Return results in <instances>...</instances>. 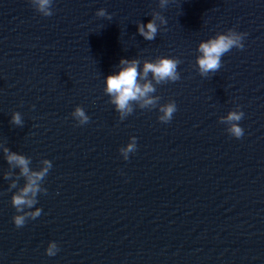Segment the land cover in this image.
Listing matches in <instances>:
<instances>
[{"label":"water","instance_id":"1","mask_svg":"<svg viewBox=\"0 0 264 264\" xmlns=\"http://www.w3.org/2000/svg\"><path fill=\"white\" fill-rule=\"evenodd\" d=\"M52 9L45 17L30 0H0V144L33 170L53 164L47 194L26 209L41 215L18 228V189L4 173L19 169L0 149V264H264V0H169L163 9L159 0H53ZM153 11L168 24L147 41L138 24ZM229 29L247 33L244 48L202 77L199 44ZM161 56L181 60V79L156 86V108L134 105L121 120L107 76L122 58L139 59L142 71ZM173 100V119L160 122L159 105ZM77 106L85 125L72 117ZM237 106L239 139L220 123ZM133 136L125 160L120 148ZM52 241L59 251L48 256Z\"/></svg>","mask_w":264,"mask_h":264},{"label":"clouds","instance_id":"2","mask_svg":"<svg viewBox=\"0 0 264 264\" xmlns=\"http://www.w3.org/2000/svg\"><path fill=\"white\" fill-rule=\"evenodd\" d=\"M30 3L37 12L45 17L52 16L53 0H30ZM169 0H159V7L165 8ZM98 17H106L111 20L112 16L106 9L101 8L97 11ZM159 22V23H157ZM168 20L158 11H153L151 20L145 24H138V33L147 41L156 39L157 33L161 26H166ZM167 30L166 28L164 29ZM247 33L238 32L235 29H229L225 33H218L216 36L202 41L198 46V56L196 64L198 72L202 77H208L210 73H216L222 67V57L230 52L233 48L243 49L244 38ZM181 60L175 57L161 56L155 60H144L142 71L140 70L141 61L133 58L121 59L118 72L110 74L106 78V87L104 92L111 98L110 103L115 105L116 111L119 113L120 119L124 120L134 112V105L140 109H154L158 106L160 96L153 95L157 91V85L176 82L181 79L178 65ZM151 74V78H149ZM33 107H35L33 105ZM176 102L169 101L166 104L159 105L158 119L162 123H169L177 111ZM244 112L239 110L230 111L226 116L220 117V123L228 125L227 132L239 139L244 135V129L240 126L239 121L244 117ZM72 117L78 121L79 125H85L90 121V117L86 114L81 106H77L72 112ZM11 123L16 126H23L24 121L20 112H14ZM131 142L126 147L120 148V153L125 160L129 159V154L137 150V137L130 138ZM6 161L10 169H19L16 174L13 171L4 173V179L11 180L9 190L18 189L12 195V205L17 211V215L13 217L15 225L23 227L26 221L36 219L42 213V209L36 207L34 211H26L32 209L38 203V194H47L42 182L45 180L50 169L53 167L52 161L43 159L41 167L38 170L30 168L31 158L24 154L14 152L4 144H0ZM16 176L15 179H12ZM23 177L25 184L18 186L20 178ZM59 251V246L55 241L49 243L46 254L55 256Z\"/></svg>","mask_w":264,"mask_h":264}]
</instances>
